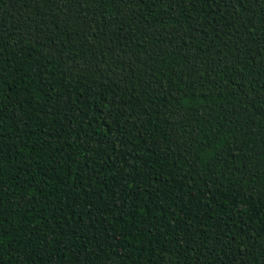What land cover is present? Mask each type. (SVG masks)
<instances>
[{
  "label": "trees",
  "instance_id": "trees-1",
  "mask_svg": "<svg viewBox=\"0 0 264 264\" xmlns=\"http://www.w3.org/2000/svg\"><path fill=\"white\" fill-rule=\"evenodd\" d=\"M0 264H264V0H0Z\"/></svg>",
  "mask_w": 264,
  "mask_h": 264
}]
</instances>
